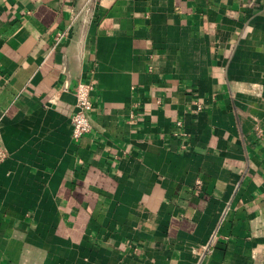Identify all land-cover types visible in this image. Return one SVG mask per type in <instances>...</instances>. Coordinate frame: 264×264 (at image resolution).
<instances>
[{"label": "crops", "instance_id": "crops-1", "mask_svg": "<svg viewBox=\"0 0 264 264\" xmlns=\"http://www.w3.org/2000/svg\"><path fill=\"white\" fill-rule=\"evenodd\" d=\"M0 145V264H264V0H0Z\"/></svg>", "mask_w": 264, "mask_h": 264}, {"label": "built area", "instance_id": "built-area-1", "mask_svg": "<svg viewBox=\"0 0 264 264\" xmlns=\"http://www.w3.org/2000/svg\"><path fill=\"white\" fill-rule=\"evenodd\" d=\"M64 32L62 35H66ZM92 90V84L90 82H84L78 80L73 88V95L75 97L74 111L70 116L72 125L71 137L74 140L80 138L83 134L87 133L91 124L87 116V111L90 109L89 95ZM8 153L6 149L0 145V163L6 159Z\"/></svg>", "mask_w": 264, "mask_h": 264}]
</instances>
